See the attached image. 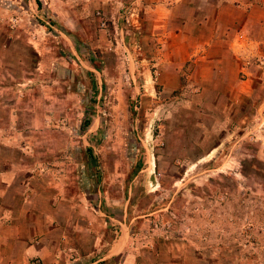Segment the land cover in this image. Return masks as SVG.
<instances>
[{
  "label": "rangeland",
  "instance_id": "374dc122",
  "mask_svg": "<svg viewBox=\"0 0 264 264\" xmlns=\"http://www.w3.org/2000/svg\"><path fill=\"white\" fill-rule=\"evenodd\" d=\"M153 10L148 0H0V139L27 171L56 177L59 200L79 204L64 221L79 224L76 237H29L28 255L0 241V264H91L89 239L122 233L137 250L159 240L142 243L156 253L138 262L173 249L178 264H264V99L253 120L231 114L206 140L196 73L190 60L170 66Z\"/></svg>",
  "mask_w": 264,
  "mask_h": 264
},
{
  "label": "crops",
  "instance_id": "0c3cea01",
  "mask_svg": "<svg viewBox=\"0 0 264 264\" xmlns=\"http://www.w3.org/2000/svg\"><path fill=\"white\" fill-rule=\"evenodd\" d=\"M148 2L154 8L149 15L153 19V32L166 36L171 51L170 66H178L184 59L191 61L192 74L196 73L194 82L201 87L204 114L208 118V124L203 126L206 140L219 137L231 114L240 113L253 120L264 99V0ZM179 50L185 51V55L181 56ZM23 108L25 120L26 107ZM0 141L5 145L0 148V241L22 242L28 255L29 237L61 234L70 239V233L74 237L79 224L64 221L72 211V214L79 211V204L67 205L59 200L58 192L54 191L60 187L56 177L49 179L47 173L43 177L33 175L27 171L25 159L20 161L9 154L8 146L13 141L3 137ZM221 144L220 140L215 148H206L210 143L204 145L201 155H210ZM141 242L158 244L159 240ZM89 243V254L96 258L91 264L117 255H121L120 264H151L138 261L141 255L150 257L156 253L148 249V243L146 247L141 243L139 250L132 249L129 237L123 233L119 237H91ZM158 254L169 258L160 264H178L179 253L175 250H160Z\"/></svg>",
  "mask_w": 264,
  "mask_h": 264
},
{
  "label": "trees",
  "instance_id": "16d2710c",
  "mask_svg": "<svg viewBox=\"0 0 264 264\" xmlns=\"http://www.w3.org/2000/svg\"><path fill=\"white\" fill-rule=\"evenodd\" d=\"M87 122H88V120H86V121L84 122V125H86Z\"/></svg>",
  "mask_w": 264,
  "mask_h": 264
}]
</instances>
